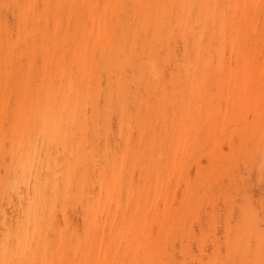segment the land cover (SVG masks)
Masks as SVG:
<instances>
[{
  "label": "bare ground",
  "instance_id": "obj_1",
  "mask_svg": "<svg viewBox=\"0 0 264 264\" xmlns=\"http://www.w3.org/2000/svg\"><path fill=\"white\" fill-rule=\"evenodd\" d=\"M0 264H264V0H0Z\"/></svg>",
  "mask_w": 264,
  "mask_h": 264
},
{
  "label": "rangeland",
  "instance_id": "obj_2",
  "mask_svg": "<svg viewBox=\"0 0 264 264\" xmlns=\"http://www.w3.org/2000/svg\"><path fill=\"white\" fill-rule=\"evenodd\" d=\"M256 186L259 187V190H258V188L256 190L257 192H259L260 191V186L259 185H256ZM256 186H255V188H256Z\"/></svg>",
  "mask_w": 264,
  "mask_h": 264
}]
</instances>
